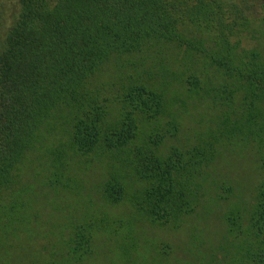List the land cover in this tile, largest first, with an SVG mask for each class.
Masks as SVG:
<instances>
[{"label":"trees","instance_id":"obj_1","mask_svg":"<svg viewBox=\"0 0 264 264\" xmlns=\"http://www.w3.org/2000/svg\"><path fill=\"white\" fill-rule=\"evenodd\" d=\"M11 1L0 264H175L176 250L213 264L209 234L165 240L200 212L206 227L210 192L228 202L222 259L264 264V0ZM249 146L248 207L217 175Z\"/></svg>","mask_w":264,"mask_h":264},{"label":"rangeland","instance_id":"obj_2","mask_svg":"<svg viewBox=\"0 0 264 264\" xmlns=\"http://www.w3.org/2000/svg\"><path fill=\"white\" fill-rule=\"evenodd\" d=\"M11 4V0H5ZM262 49L264 50V45H262ZM195 122V119H194ZM194 123L187 121L185 124L184 134L188 133V127L192 126ZM251 146L242 148L240 152H233L232 154L226 155L218 164L219 170L217 178L218 180H223L227 184H230L233 188V196L232 200H239L242 203H248V207L250 206V203L253 201L252 196L255 192V186L259 180V173H258V165L255 155H253V152L255 151ZM32 163L35 165V170L40 172L41 166L39 162L36 160V158L32 157ZM34 168V166H33ZM92 175L90 176V179L92 181L95 180V178H98V173H95L94 171H90ZM33 174V172H31ZM32 174L25 176L27 179H30ZM93 174L96 176L94 177ZM226 184V185H227ZM209 211L207 212V220L206 227L201 222H196L197 218H201V212L192 218H189L190 223L189 225L185 226L183 229L184 231L179 232L175 239L171 237V239H165L166 241L170 242V244L178 246L180 248H183L188 243V237L190 235L199 236L198 239H201V235L209 234V237L211 242H209V252L213 250L211 249V246H219V248L216 249V253L214 255L215 261L213 264H227L222 259V254L224 253V250H221L220 248H226L228 251H232L233 249L228 244V240L226 237L225 229L222 224L221 215L224 212V209L226 208V205L228 204L227 201H220L215 200L214 193L209 194ZM251 200V201H250ZM250 201V202H249ZM201 228H205V230H202ZM153 231V230H152ZM155 232H149V236H154ZM211 245V246H210ZM182 250V249H181ZM175 264H183L184 258H187L184 253L182 254V251L178 252L176 250V256H175ZM202 261L201 257H197L193 260V263L200 264ZM212 264V262H211Z\"/></svg>","mask_w":264,"mask_h":264}]
</instances>
